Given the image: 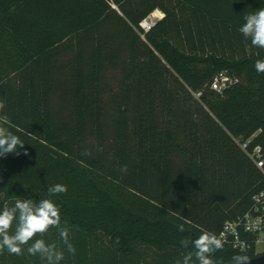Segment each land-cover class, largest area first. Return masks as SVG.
<instances>
[{"label":"trees","instance_id":"1","mask_svg":"<svg viewBox=\"0 0 264 264\" xmlns=\"http://www.w3.org/2000/svg\"><path fill=\"white\" fill-rule=\"evenodd\" d=\"M261 7L264 0H0V115L25 143L0 158V210L52 199L75 253L56 227L34 240L56 245L59 264H176L192 250L182 239L220 238L264 192V167L248 156L259 147L264 161V73L255 70L264 49L239 32ZM156 10L164 18L146 32L141 24ZM111 69L120 84L109 127ZM220 75L234 82L216 91ZM66 84L64 121L55 99ZM55 184L67 192L50 195ZM243 239L247 251L224 245L213 258L264 255L255 236ZM29 245L22 255L0 253V264H46Z\"/></svg>","mask_w":264,"mask_h":264},{"label":"clouds","instance_id":"2","mask_svg":"<svg viewBox=\"0 0 264 264\" xmlns=\"http://www.w3.org/2000/svg\"><path fill=\"white\" fill-rule=\"evenodd\" d=\"M244 23L239 32L250 40L251 46L264 49V7L255 10L244 16ZM255 70L264 73V59L255 62ZM5 105L0 102V110ZM6 114L0 115V158L8 154L19 155V149L24 147V142L19 136L9 131ZM27 155V150L24 151ZM126 171V166L122 169ZM50 195L67 192V187L62 184H55L48 188ZM60 209L52 199H40L38 202L32 199H17L12 207H4L0 210V253L5 250L9 254L22 255L25 245H29L38 234L43 235L50 228L59 229L60 237L70 253H75V248L69 242V231L67 228H60ZM14 228V230H13ZM183 231V226L180 228ZM181 245L184 248L191 247L176 264H220L213 258L214 253L222 250L224 242L213 232L203 231L196 239H182ZM29 255H39L46 264H59L64 259V253L57 250L56 245L47 244L43 239H35L27 247ZM247 256L234 255L232 264H247Z\"/></svg>","mask_w":264,"mask_h":264},{"label":"built area","instance_id":"3","mask_svg":"<svg viewBox=\"0 0 264 264\" xmlns=\"http://www.w3.org/2000/svg\"><path fill=\"white\" fill-rule=\"evenodd\" d=\"M154 13L144 20L141 27L147 32L151 30L160 20L161 17H153ZM234 81L225 75L218 76L214 83L213 89L221 91L227 87L229 83ZM243 150L247 149V144L242 145ZM250 159L257 165L258 168L263 169L264 161L262 159L261 149L255 148L252 153H248ZM253 235L256 237L255 246L257 251L261 246L264 248V192L258 194L254 198V203L249 212L236 220L228 221L224 224L220 233V238L224 245L233 247L240 251H247L251 244L243 239V236Z\"/></svg>","mask_w":264,"mask_h":264},{"label":"rangeland","instance_id":"4","mask_svg":"<svg viewBox=\"0 0 264 264\" xmlns=\"http://www.w3.org/2000/svg\"><path fill=\"white\" fill-rule=\"evenodd\" d=\"M156 12H161L160 10H156ZM155 12V13H156ZM154 13V14H155ZM120 74L116 70H109L105 77V83L103 84V87L105 85V92L103 93V103L107 107V110L109 112L106 113V118L108 120L107 125L109 127H112V120L113 116H115V111L113 107L114 98L119 93V84H120ZM69 89V84L63 85V87L58 89V94L56 95V115L58 114V117H61L64 121H67L71 115L69 113V98L67 96V92ZM108 136H110V133L108 132ZM262 239H264V236H261ZM257 253H264L263 246L260 247V249L257 251Z\"/></svg>","mask_w":264,"mask_h":264},{"label":"water","instance_id":"5","mask_svg":"<svg viewBox=\"0 0 264 264\" xmlns=\"http://www.w3.org/2000/svg\"><path fill=\"white\" fill-rule=\"evenodd\" d=\"M247 264H264V255L248 261Z\"/></svg>","mask_w":264,"mask_h":264},{"label":"crops","instance_id":"6","mask_svg":"<svg viewBox=\"0 0 264 264\" xmlns=\"http://www.w3.org/2000/svg\"><path fill=\"white\" fill-rule=\"evenodd\" d=\"M157 11H158V10H157ZM155 12H156V11H155ZM155 12H154V13H155ZM155 14H159V15H160L159 17H161V20L164 18V14H163L162 12H159V13L156 12Z\"/></svg>","mask_w":264,"mask_h":264},{"label":"bare ground","instance_id":"7","mask_svg":"<svg viewBox=\"0 0 264 264\" xmlns=\"http://www.w3.org/2000/svg\"><path fill=\"white\" fill-rule=\"evenodd\" d=\"M160 15L159 14H154L153 17H159Z\"/></svg>","mask_w":264,"mask_h":264}]
</instances>
